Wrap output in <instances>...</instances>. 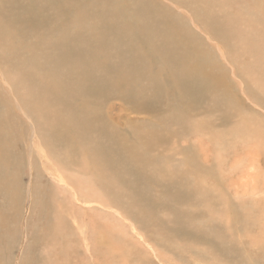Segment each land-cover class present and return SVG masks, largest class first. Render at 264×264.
Instances as JSON below:
<instances>
[{
  "label": "bare ground",
  "instance_id": "6f19581e",
  "mask_svg": "<svg viewBox=\"0 0 264 264\" xmlns=\"http://www.w3.org/2000/svg\"><path fill=\"white\" fill-rule=\"evenodd\" d=\"M250 166L264 0H0V264H264Z\"/></svg>",
  "mask_w": 264,
  "mask_h": 264
},
{
  "label": "rangeland",
  "instance_id": "374dc122",
  "mask_svg": "<svg viewBox=\"0 0 264 264\" xmlns=\"http://www.w3.org/2000/svg\"><path fill=\"white\" fill-rule=\"evenodd\" d=\"M240 95H241V97L244 99V100H246V102H249L248 101V99L246 98V97H244V95L245 94H243V93H240ZM246 98V99H245ZM248 105H250V102L248 103ZM254 109H256V108H254ZM18 149H19V151H22V146L21 147H18ZM30 159V158H29ZM23 167H24V170H29L28 168H27V166L25 165V164H23ZM250 168L252 169V171L250 170ZM247 170H248V172H245V174H247V177L249 176V178H251V177H253V176H255L256 178H257V180H259L260 178V184H263V182H264V166H262V169L259 171V172H257V170H255V169H253L251 166L249 167V168H246ZM254 170V171H253ZM255 172V173H251V172ZM262 171V173H260ZM243 172H241V173H235L234 175H239V177L237 176V177H235L236 179L237 178H241L240 177V174L242 175V177H244V178H241L240 180H238V183L239 184H241V185H243V186H245V185H248V181H249V178H245L246 177V175L243 173ZM259 173V174H258ZM250 174V175H249ZM255 174V175H254ZM21 180H22V183L24 184V192H25V189H26V199H25V205H24V212H25V215H24V220L27 218L26 216H28V212H29V210L28 209H30L31 208V194H30V192L28 191L29 190V184H31V183H33V180H34V178H33V175H32V173H31V171L29 172V171H26L25 173H24V175H21ZM247 183V184H246ZM250 187V186H249ZM23 189V188H22ZM28 192H29V194H28ZM260 193V194H259ZM258 193V195H260V196H264L263 194H264V191H263V189H262V192H259ZM29 199H30V201H29ZM264 207V203L261 205V207L259 208V210L261 209V208H263ZM33 212V209L31 210V213ZM30 213V214H31ZM21 219V218H20ZM263 225V224H262ZM262 225L261 224H259V225H257V231H254L253 232V230H251L250 232L251 233H246L245 235H243L242 236V238L244 239V241H248L249 243L251 242V240H256L257 239V235L256 236H254V234L256 233V232H260L259 230L260 229H262L263 230V227H262ZM33 230H34V233H36V228L34 227L33 228ZM252 237V238H251ZM262 239L263 238H261L260 240H261V242H262ZM258 242H260V241H258ZM18 241L16 242V248L14 249V254H13V256H15V258L16 257H20V255H21V251H22V249H23V245L22 246H20L19 248H18ZM61 250V248H57V249H54L53 251H51V254H52V256H53V258L54 257H57V256H60L61 254H58V252ZM260 250H264V247H262V249L260 248L259 250H257L256 249V252L255 253H257V251L258 252H260ZM64 251H66L65 250V248H64ZM161 264L159 261L158 262H156V264ZM66 264H69L68 262H66ZM77 264H79L78 262H77ZM189 264H194V263H192V262H189Z\"/></svg>",
  "mask_w": 264,
  "mask_h": 264
}]
</instances>
